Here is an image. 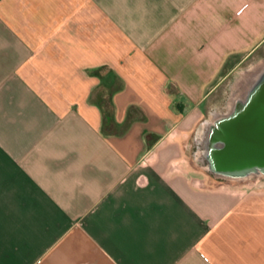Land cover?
<instances>
[{
  "label": "crops",
  "instance_id": "crops-1",
  "mask_svg": "<svg viewBox=\"0 0 264 264\" xmlns=\"http://www.w3.org/2000/svg\"><path fill=\"white\" fill-rule=\"evenodd\" d=\"M257 50L264 0H0V264H264V176L183 166Z\"/></svg>",
  "mask_w": 264,
  "mask_h": 264
},
{
  "label": "flooded vegetation",
  "instance_id": "flooded-vegetation-1",
  "mask_svg": "<svg viewBox=\"0 0 264 264\" xmlns=\"http://www.w3.org/2000/svg\"><path fill=\"white\" fill-rule=\"evenodd\" d=\"M214 113L212 125L216 139L218 140L225 130L236 139L240 148L229 150L226 158L229 172L224 173L221 171L223 161L219 156L217 145L210 175L216 179L230 181L264 176V171L262 172L264 168V102L226 100L223 110H215ZM242 145L245 147L242 148Z\"/></svg>",
  "mask_w": 264,
  "mask_h": 264
},
{
  "label": "water",
  "instance_id": "water-1",
  "mask_svg": "<svg viewBox=\"0 0 264 264\" xmlns=\"http://www.w3.org/2000/svg\"><path fill=\"white\" fill-rule=\"evenodd\" d=\"M229 88L230 95L227 100H233L235 102H264V61H260L236 72ZM214 114L212 112L198 126L193 141V159L209 174L212 173L211 166H214L213 157L217 145L219 156L221 157V161H223L221 171L224 173L229 172L228 165L226 164L229 150L235 149L236 147L240 148L236 139L231 137L225 130L219 136L220 140L218 142L212 125ZM244 147L242 145V148ZM236 170L239 171L240 169Z\"/></svg>",
  "mask_w": 264,
  "mask_h": 264
},
{
  "label": "trees",
  "instance_id": "trees-1",
  "mask_svg": "<svg viewBox=\"0 0 264 264\" xmlns=\"http://www.w3.org/2000/svg\"><path fill=\"white\" fill-rule=\"evenodd\" d=\"M103 71H107V76L112 78V81L103 84L102 93L98 99L103 113L102 132L106 136L123 135L129 129L134 120L132 119L131 115H128V118L123 125L116 123L114 118L112 95L118 91L121 86L115 84L112 71L107 68L100 69V71H98V76L101 79L103 78Z\"/></svg>",
  "mask_w": 264,
  "mask_h": 264
},
{
  "label": "rangeland",
  "instance_id": "rangeland-1",
  "mask_svg": "<svg viewBox=\"0 0 264 264\" xmlns=\"http://www.w3.org/2000/svg\"><path fill=\"white\" fill-rule=\"evenodd\" d=\"M260 61H264V51L263 50H257L255 52H253L250 56H248L240 65L239 68H237V70L229 77V79L227 81H225V83L221 86L220 91H219V109L223 110L224 108V104L225 101L229 98L230 95V84L233 80V77L235 76L236 72L244 69V68H248L251 65L258 63ZM226 99V100H225ZM225 100V101H224ZM224 101V102H223ZM195 134V133H194ZM184 142L190 143L192 144V149H189L186 154H184V165L186 166L188 171H192V175L194 176L193 172L195 169V160L193 159V141H194V135H191L189 137H187L186 139H183ZM146 162V161H145ZM199 172L202 173L203 177L208 180L211 181V176L208 172H206L204 169L201 171L200 169H198ZM253 191V189H251ZM244 191H249L247 190H243L242 193H244Z\"/></svg>",
  "mask_w": 264,
  "mask_h": 264
},
{
  "label": "bare ground",
  "instance_id": "bare-ground-1",
  "mask_svg": "<svg viewBox=\"0 0 264 264\" xmlns=\"http://www.w3.org/2000/svg\"><path fill=\"white\" fill-rule=\"evenodd\" d=\"M250 103V102H249ZM243 112V111H242ZM247 113V112H246ZM245 115V114H244ZM226 123V122H225ZM222 129V128H221ZM218 135V134H217ZM219 140V139H218Z\"/></svg>",
  "mask_w": 264,
  "mask_h": 264
}]
</instances>
